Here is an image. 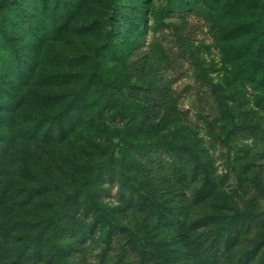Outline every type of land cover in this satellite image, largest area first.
<instances>
[{
  "label": "rangeland",
  "instance_id": "1",
  "mask_svg": "<svg viewBox=\"0 0 264 264\" xmlns=\"http://www.w3.org/2000/svg\"><path fill=\"white\" fill-rule=\"evenodd\" d=\"M56 1L24 0L25 8L28 12L29 9L35 10L37 18L26 17L22 21L11 10L21 7V0H17L9 6L11 8L0 13V27L4 26V16L5 25L22 42L23 39H34L33 27H42L40 33L46 45L42 50L41 69L49 73H64L67 69L60 65L61 61L85 57L83 61L91 63L94 49L104 45V32L108 31L110 17L121 21L123 36L130 33L132 18H136L145 36L141 49L133 58L143 63L149 57L150 80L171 90L179 114L175 124L144 136L140 145L167 141L199 152L212 166L216 190L209 199L197 200L196 192L203 182L201 178L197 180L190 176L185 187L187 202L163 196L159 198L162 205L158 209L148 210L143 208V200L124 183L116 163L113 171L109 167L112 159L121 154L119 131L116 132L115 126L81 129L76 138L64 144L45 146L40 159L38 153H33V145L26 142L21 133L9 151L10 173L0 179V264L71 263L58 258V255L52 257L57 249L56 244L52 246L53 237L44 240L48 229L51 230L47 219L52 213L50 199L46 196L29 201L27 197L36 186V174L54 176L58 189L70 187L74 180L83 183L69 163L68 157L74 153L79 159L84 157L83 161L91 166L110 160L104 167L105 171L107 167L109 169L101 178L98 190L101 192V207L124 228L114 234L108 246L98 235L90 237L82 246L85 249L84 264H148L147 260L154 261L150 256L155 248H161L163 242L171 240L172 234L164 226L171 220L176 222L180 219L187 221L188 225L194 224L196 233L193 235L205 237L213 230L212 235L218 234L211 221L201 222L208 216L227 221L240 211L263 213L264 144L255 142L240 127L249 121L247 115L264 117V107L257 101L258 97L264 96V90L241 77L243 63L238 52L244 41L240 37L235 38V31L248 20L251 10L246 17L241 13L227 15L226 8L231 0H225L222 6L202 3L193 10L192 0H87L79 8H74L70 20L72 25L57 36L52 22L60 16L65 4ZM252 3L253 0H248L246 7H251ZM31 22L36 26L32 27ZM87 26L91 32L83 34ZM121 44L122 39L118 45ZM24 52L30 57V50L25 49ZM7 59L4 51H0V72ZM31 61L32 58L28 64ZM6 72L12 79V74ZM112 72L110 69L109 73ZM22 77L12 81L9 88H13ZM2 87L7 86L3 84ZM2 87L0 94L4 91ZM62 89L54 88L51 93L61 94ZM96 95L95 92L93 97ZM57 111L58 108H53L47 114L54 116ZM42 113L41 109L36 110L33 117L38 120ZM32 122L29 125H33ZM84 147L88 150L81 151L80 148ZM180 162L187 169L193 165L188 156ZM88 207L86 200L81 211ZM88 213L96 218L94 212ZM258 225L255 223L250 233L242 234L240 245L246 249V254L244 251L237 253L250 257V264H262L264 258V250L259 257L255 254L257 242L264 241V229H257ZM61 243L68 244L69 241L62 240ZM41 249H45V262L40 263L36 253ZM81 252L78 250L76 253L78 258ZM75 261L79 263L80 260Z\"/></svg>",
  "mask_w": 264,
  "mask_h": 264
},
{
  "label": "trees",
  "instance_id": "2",
  "mask_svg": "<svg viewBox=\"0 0 264 264\" xmlns=\"http://www.w3.org/2000/svg\"><path fill=\"white\" fill-rule=\"evenodd\" d=\"M16 1L2 0L0 13L11 8L9 6ZM192 1L194 5L191 10L202 3L212 2L222 6L225 2ZM21 2V7L11 9L17 13V18L22 21L26 17L36 19L35 10L29 9L28 12L24 0ZM61 2L65 4V8L52 22L57 36L72 25L70 20L74 8H79L88 1H56L58 4ZM247 4L248 0H231L226 14L241 13L246 17V13L251 10L248 20L235 31V38L240 37L244 41L238 52L243 63L240 73L242 78L256 83L260 90H264V0H253L251 7H246ZM2 24L0 51L3 50L8 59L4 61L0 72V87L3 84L7 86L2 87L4 91L0 94V179L10 173L9 151L21 133L26 142L33 145V153H38L40 159L45 146L64 144L76 138L81 129L104 128L108 125L115 126L116 132L119 131L121 152L118 158L112 159L109 167L113 171L116 163L124 183L143 200V208L158 209L162 205L159 198L163 196L187 202L185 187L190 176L197 180L201 178L203 182L196 192L197 200H207L214 194L216 183L212 166L199 152L167 141L149 146L140 145L143 144L140 139L145 138L144 136L158 133L175 124L179 114L171 90L150 80L149 57L143 63L133 58L141 49L145 36L136 18H132L130 33L123 36L120 31L121 21L110 17L107 21L108 31L104 32V45L94 49L91 63L84 62L85 57L61 61L60 65L67 69L64 73H49L41 69L42 50L46 45L45 38L40 33L42 27H33L36 25L31 22L30 25L35 28L33 37L36 41L23 39L24 43L5 25L4 16ZM88 26L83 29V34H90ZM121 39L122 44L119 46ZM25 49L31 51L30 57L24 52ZM103 54H106L105 57H102ZM31 58L32 61L28 64ZM83 64L86 66L80 69ZM110 69H113L112 74L109 73ZM118 69L120 70L117 71ZM6 71L12 74V79L7 76ZM21 75L22 79L17 80L13 88H9L12 81ZM53 87L57 90L63 88L61 94H52ZM95 92L97 95L93 97ZM257 101L259 106L264 107V96L258 97ZM53 108H58V111L54 116H49L47 111ZM40 109L43 113L36 120L33 115ZM247 117L249 121L242 123L241 131L255 142L264 144V117ZM29 122L33 125H29ZM80 149L82 151L87 147ZM186 156L193 162L191 169L182 165L184 160L180 162ZM68 159L71 169L83 183L74 180L70 187L58 189L54 176L36 174V186L33 191H29L34 196L30 194L27 200L46 196L50 199L52 213L47 219L51 230L48 229L44 240L51 237L55 239L52 246L56 244L57 249L52 257L58 255L60 259L71 261L64 264H84L85 249L82 246L90 237L98 235L108 246L114 239V234L124 228L114 217L103 212L101 207V192L98 190L101 178L109 169L107 167L105 171L104 167L110 160L91 166L83 161L84 157L79 159L75 153ZM86 200L89 207L82 212V205ZM88 212H94L96 218L91 217ZM263 218L264 212L255 211H240L227 221L208 216L201 222L211 221L216 225L218 234L212 235L213 230L205 237L193 235L196 233L194 224L188 225L187 221L180 219L176 222L171 220L164 223L172 234L171 240L163 242L161 248H155L156 251L150 256L154 261L149 259L148 264H250V257L237 254L239 251L246 254L240 241L244 233L251 232L255 223L259 224L257 229H264ZM90 221V225H87ZM223 238L224 241H220ZM62 240L69 243L63 244ZM255 249V254L259 257L264 250V241L257 242ZM44 250L36 253L40 263L45 262ZM78 250L82 251L80 258L76 255ZM167 252L174 256L170 257ZM75 260L80 261L78 263ZM261 263L264 264V258Z\"/></svg>",
  "mask_w": 264,
  "mask_h": 264
}]
</instances>
